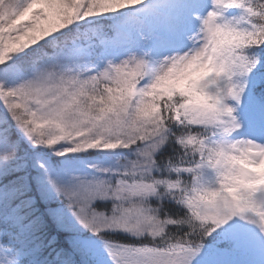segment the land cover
<instances>
[{
  "label": "snow or ice",
  "instance_id": "snow-or-ice-1",
  "mask_svg": "<svg viewBox=\"0 0 264 264\" xmlns=\"http://www.w3.org/2000/svg\"><path fill=\"white\" fill-rule=\"evenodd\" d=\"M0 264H264V0H0Z\"/></svg>",
  "mask_w": 264,
  "mask_h": 264
},
{
  "label": "rangeland",
  "instance_id": "rangeland-1",
  "mask_svg": "<svg viewBox=\"0 0 264 264\" xmlns=\"http://www.w3.org/2000/svg\"><path fill=\"white\" fill-rule=\"evenodd\" d=\"M258 258V257H257Z\"/></svg>",
  "mask_w": 264,
  "mask_h": 264
}]
</instances>
